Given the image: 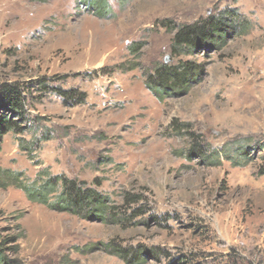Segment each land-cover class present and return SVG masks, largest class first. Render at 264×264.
Listing matches in <instances>:
<instances>
[{"label":"rangeland","instance_id":"rangeland-1","mask_svg":"<svg viewBox=\"0 0 264 264\" xmlns=\"http://www.w3.org/2000/svg\"><path fill=\"white\" fill-rule=\"evenodd\" d=\"M84 1L0 0V84L44 78L87 94L85 104L70 105L55 92L35 93L24 133L2 139L6 256L128 264L104 249L114 241L143 248L144 264H264V0H106V19ZM229 12L247 21L243 35L173 57L174 33L163 23L178 28ZM131 43L144 44L138 57ZM179 60L203 65L202 79L161 103L146 75ZM239 147L247 157L213 155ZM43 171L96 188L124 205L129 221L104 225L51 211L11 184Z\"/></svg>","mask_w":264,"mask_h":264},{"label":"trees","instance_id":"trees-1","mask_svg":"<svg viewBox=\"0 0 264 264\" xmlns=\"http://www.w3.org/2000/svg\"><path fill=\"white\" fill-rule=\"evenodd\" d=\"M84 5L100 19L112 16L111 7L106 0H85ZM168 23H163V26L174 33L171 44L173 57L190 55L200 49L222 46L233 32L239 31L238 33L243 35L249 27L245 19H241L233 12L220 17L212 16L178 28H173L171 23ZM143 47V43H131L128 51L133 57H138ZM204 70L201 64L183 60L173 65L161 64L146 75L145 86L162 103L168 98L187 95L201 81ZM50 92H55L70 105L85 104L87 100L85 92L77 89L53 88L44 78L31 83L0 84V143L8 133H24L25 129L21 125L27 120L29 98L35 93H40L41 97ZM233 150V148H222L214 151L213 155L225 157L230 161L248 156L242 147L236 148L235 152H232ZM193 152H199V148L193 147L189 154ZM261 175H264V170ZM11 184L21 189L28 201L43 205L51 211L67 213L88 222L104 225H125L129 221L124 205L116 206L111 203L108 196L96 188L81 186L78 181L64 175L51 176L43 171L31 183L19 182V177H16L12 179ZM125 201L127 204V195ZM10 243H12L10 239H3L0 242V264H20L17 260H11L6 256L5 246ZM104 249L127 261L128 264H144L142 257L147 256L141 247L123 249L114 241L107 244ZM151 253L155 254L153 250Z\"/></svg>","mask_w":264,"mask_h":264}]
</instances>
